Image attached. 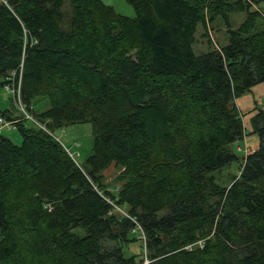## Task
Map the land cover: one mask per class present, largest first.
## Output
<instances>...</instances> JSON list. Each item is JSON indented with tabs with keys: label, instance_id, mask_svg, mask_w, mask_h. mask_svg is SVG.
<instances>
[{
	"label": "trees",
	"instance_id": "trees-1",
	"mask_svg": "<svg viewBox=\"0 0 264 264\" xmlns=\"http://www.w3.org/2000/svg\"><path fill=\"white\" fill-rule=\"evenodd\" d=\"M4 1L0 87L21 65L22 100L48 102L37 120L90 124L92 149L81 169L36 126L16 123L18 145L0 133V264H264V109L246 133L236 103L264 83V0H123L132 17L68 0L66 26L65 0ZM243 12L195 53L198 25Z\"/></svg>",
	"mask_w": 264,
	"mask_h": 264
},
{
	"label": "rangeland",
	"instance_id": "rangeland-1",
	"mask_svg": "<svg viewBox=\"0 0 264 264\" xmlns=\"http://www.w3.org/2000/svg\"><path fill=\"white\" fill-rule=\"evenodd\" d=\"M236 1V0H231ZM103 2L111 6L116 13L132 17L134 16L133 9L126 4L123 0H103ZM70 5L69 1L65 0L64 5L62 7V12L64 15V26L67 25V21L69 19L70 14ZM252 10H257L260 12L262 17L264 16V2L251 8ZM246 19V13H238V14H232L229 15V26L226 24V21L223 17H216L213 21V23L209 24L207 27H203L202 25H198L195 37H196V43L193 46L194 51L197 55L203 54L208 52L210 49H221L222 47L226 46L228 44V33L227 29H237ZM203 33H207L210 44L207 42V39L203 38ZM1 80V79H0ZM264 83L257 85L253 88H251L250 91L246 92L242 97H240L236 103L240 111L244 114V121L246 126V133H250L251 128L248 124V118L251 115L253 109L255 106L259 108L264 109ZM12 100L8 95L5 94V91L0 87V113L11 111L16 116H18V113L15 111V109L12 106ZM37 103V104H36ZM34 112H41L42 110L46 109L48 107V102L45 99H38L34 101L31 104ZM35 115V114H34ZM35 117V116H33ZM35 119H37L35 117ZM38 121L45 126L47 130L49 128L47 125L50 123V120H44L41 121L38 119ZM26 124L28 122L25 121ZM30 125V124H28ZM3 135L7 136L14 144L18 145L21 141V137L19 132L12 128L10 130L4 129L2 131ZM54 135L61 140L68 148V150L73 154L76 163L78 166H80L81 169H86V160L91 154L92 149V131H91V125L84 123V124H76L67 126L62 129L55 130L54 132H51ZM264 134V131H263ZM16 138V139H15ZM236 146L244 147V143L237 142ZM246 145L249 148V150H254L259 146V139L256 134H249L246 136ZM238 163L234 164L229 172L233 175L238 174ZM118 168L110 167L105 172H101L100 175L103 177V183L107 185V189L110 190L112 193L116 192V183L114 182V178L118 174ZM118 211V210H117ZM119 213V212H118ZM75 234H78L79 236H84L85 232L81 228H74L72 230ZM192 246H197L202 248L203 247V241H197L194 245H188L185 247L187 250H191Z\"/></svg>",
	"mask_w": 264,
	"mask_h": 264
},
{
	"label": "built area",
	"instance_id": "built-area-1",
	"mask_svg": "<svg viewBox=\"0 0 264 264\" xmlns=\"http://www.w3.org/2000/svg\"><path fill=\"white\" fill-rule=\"evenodd\" d=\"M4 3L6 1L3 0ZM21 70L22 66L20 65L19 68V76L20 78L18 79L17 82H15V70H13L9 76H7L4 79L2 89L5 91V94L10 97L12 100V106L15 109V111L18 113V117L15 118L14 120L7 121L5 120L1 115H0V133L4 129L10 130L12 128H15L16 123L18 122H23L25 123L28 122V124L32 126H36L42 130H44L46 133H48L52 138H54L56 141H58L64 148H66L62 142L54 135L51 133V131L47 130L45 126H43L35 117H33V108L32 105H27L23 100H22V95H21ZM264 102V98H263ZM26 124V123H25ZM66 153L72 158L75 159L73 154L66 148ZM190 250V249H189ZM148 261L145 260L143 264H147Z\"/></svg>",
	"mask_w": 264,
	"mask_h": 264
},
{
	"label": "crops",
	"instance_id": "crops-1",
	"mask_svg": "<svg viewBox=\"0 0 264 264\" xmlns=\"http://www.w3.org/2000/svg\"><path fill=\"white\" fill-rule=\"evenodd\" d=\"M37 104V103H36ZM32 108L34 109V107L32 106ZM16 139V138H15ZM61 141V140H60ZM62 142V141H61Z\"/></svg>",
	"mask_w": 264,
	"mask_h": 264
},
{
	"label": "clouds",
	"instance_id": "clouds-1",
	"mask_svg": "<svg viewBox=\"0 0 264 264\" xmlns=\"http://www.w3.org/2000/svg\"><path fill=\"white\" fill-rule=\"evenodd\" d=\"M18 117V116H17Z\"/></svg>",
	"mask_w": 264,
	"mask_h": 264
}]
</instances>
